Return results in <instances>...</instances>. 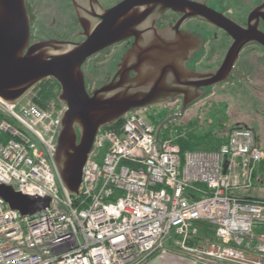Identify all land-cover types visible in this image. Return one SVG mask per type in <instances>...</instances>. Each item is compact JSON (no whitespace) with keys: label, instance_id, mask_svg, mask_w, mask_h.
I'll list each match as a JSON object with an SVG mask.
<instances>
[{"label":"built area","instance_id":"2783aa9c","mask_svg":"<svg viewBox=\"0 0 264 264\" xmlns=\"http://www.w3.org/2000/svg\"><path fill=\"white\" fill-rule=\"evenodd\" d=\"M40 85L16 105L0 98V184L51 204L22 217L0 198V264H149L172 256L174 238L190 263L264 264V203L238 196L264 161L250 130H231L218 152L182 155L160 139L156 115L134 111L99 131L74 197L55 161L67 108L38 104ZM202 225L215 241L191 244Z\"/></svg>","mask_w":264,"mask_h":264},{"label":"flooded vegetation","instance_id":"af4514ba","mask_svg":"<svg viewBox=\"0 0 264 264\" xmlns=\"http://www.w3.org/2000/svg\"><path fill=\"white\" fill-rule=\"evenodd\" d=\"M25 4L30 21L25 56L42 44L59 49L48 50L47 56L62 55L87 42L110 12L117 8L126 11L121 19L122 40L87 59L80 68L91 98L121 79L132 84L144 80L147 89L142 91L153 94L150 102L154 104L142 111L153 115L157 111L181 113L191 99L201 96L188 105V111L216 89L229 85L238 88L243 80L262 85L264 90V0H25ZM209 16L230 24L235 34L211 23ZM195 39L199 48L192 52ZM236 42L244 46L229 80L214 86H208L207 80L195 82L193 88L188 72H217ZM45 83H52L61 95L56 80L49 78L41 84ZM158 117L155 122L162 127L171 124V118L167 122L165 116ZM234 128L250 130L264 145L262 136L247 124Z\"/></svg>","mask_w":264,"mask_h":264},{"label":"water","instance_id":"95a60500","mask_svg":"<svg viewBox=\"0 0 264 264\" xmlns=\"http://www.w3.org/2000/svg\"><path fill=\"white\" fill-rule=\"evenodd\" d=\"M125 13L123 8L113 10L87 42L62 55L47 56L48 50L59 49L51 44H42L31 48L25 56L30 39V21L25 0H0V98L8 104L16 105L46 79L52 78L60 84L62 93L58 99L67 111L57 140L55 161L65 189L74 197L80 195L83 169L99 131L115 126L129 113L145 110L154 104L150 102L153 94L142 91L147 89V81L144 80L132 84L121 79L96 92L92 98L85 91L81 66L87 59L122 40L124 28L121 19ZM207 19L231 35L236 32L220 18L209 16ZM194 41L192 52L199 48V40ZM58 46L64 47L62 44ZM243 46L236 42L222 68L213 74L195 75L188 72L187 77L192 81L193 88L197 82L205 80L209 82L208 86L227 82ZM201 98L197 96L191 99L188 105ZM188 105L182 110V117ZM226 169L227 166L224 174ZM0 198L22 217L40 214L48 210L51 204L50 198L24 196L1 184ZM164 258L186 261L168 255L159 256L149 264H156Z\"/></svg>","mask_w":264,"mask_h":264},{"label":"rangeland","instance_id":"374dc122","mask_svg":"<svg viewBox=\"0 0 264 264\" xmlns=\"http://www.w3.org/2000/svg\"><path fill=\"white\" fill-rule=\"evenodd\" d=\"M237 85L239 86L238 88L236 85H229L216 89L211 97L202 100L186 111L179 123L188 124L190 121L198 120L197 132L203 134L219 128L218 133L222 137L226 136L230 129L244 123L256 130L264 139V90L261 89L262 85L258 87L257 84H250L246 80L240 81ZM236 88L239 92H237ZM257 93H260V95ZM55 103L57 102L55 101ZM59 104L62 105L61 103ZM157 112L153 114L156 115L157 121L160 120L158 116H165L164 119H167L170 118L172 113H176ZM148 115H151V113H148ZM166 121L169 122L170 119ZM170 123L168 126L173 124L172 120ZM238 196L264 198V189L260 186H255L251 190L239 191ZM175 251L177 253H170V255L190 261L188 257L182 256L178 249H175ZM191 263L195 264L194 262Z\"/></svg>","mask_w":264,"mask_h":264},{"label":"trees","instance_id":"16d2710c","mask_svg":"<svg viewBox=\"0 0 264 264\" xmlns=\"http://www.w3.org/2000/svg\"><path fill=\"white\" fill-rule=\"evenodd\" d=\"M59 92L56 91V88L52 83H45L40 85V93L39 97L36 100L38 104H42L46 101H56L58 104L61 103L59 101ZM60 105V104H59ZM43 106V105H42ZM153 120V118H151ZM123 123L121 120L116 126L119 127ZM154 124L159 125L154 120ZM198 126L197 121H190L188 124H181V123H173L171 126L162 127L159 126L161 129L160 131V139L162 140H175V144L180 148L181 154L184 155L185 153H195V152H205V153H215L220 150V148L226 144L229 132L234 128L230 129L228 134L224 137L220 136L218 130H210L206 133L200 134L197 132L196 128ZM264 151V150H263ZM254 181L255 185L264 188V161L259 165L257 171L254 174ZM190 196V195H189ZM242 201L245 202H260L264 203V200L255 199V198H244L239 196ZM80 203L79 200H75V206L78 208ZM196 241H191V244L203 242L209 240L210 242H214V234L211 233L206 225H202L200 228V234ZM168 244L167 250L170 253H177L175 248L172 247V241ZM168 242V243H169ZM159 257V255H155L151 262Z\"/></svg>","mask_w":264,"mask_h":264},{"label":"bare ground","instance_id":"6f19581e","mask_svg":"<svg viewBox=\"0 0 264 264\" xmlns=\"http://www.w3.org/2000/svg\"><path fill=\"white\" fill-rule=\"evenodd\" d=\"M156 264H191V263L173 258H164Z\"/></svg>","mask_w":264,"mask_h":264},{"label":"crops","instance_id":"0c3cea01","mask_svg":"<svg viewBox=\"0 0 264 264\" xmlns=\"http://www.w3.org/2000/svg\"><path fill=\"white\" fill-rule=\"evenodd\" d=\"M261 148L264 150V145H261ZM255 186H257V185H255ZM254 186V187H255ZM262 189H264V188H262ZM242 197H244V196H242ZM244 198H247V197H244ZM249 198H255V199H261V200H264V198H257V197H254V196H250Z\"/></svg>","mask_w":264,"mask_h":264}]
</instances>
